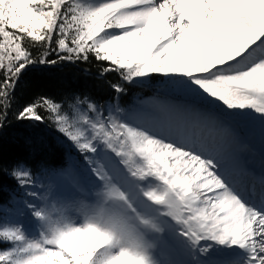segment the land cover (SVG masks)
Wrapping results in <instances>:
<instances>
[{"label": "snow or ice", "instance_id": "obj_1", "mask_svg": "<svg viewBox=\"0 0 264 264\" xmlns=\"http://www.w3.org/2000/svg\"><path fill=\"white\" fill-rule=\"evenodd\" d=\"M3 181L0 264H264V0H0Z\"/></svg>", "mask_w": 264, "mask_h": 264}, {"label": "trees", "instance_id": "obj_2", "mask_svg": "<svg viewBox=\"0 0 264 264\" xmlns=\"http://www.w3.org/2000/svg\"><path fill=\"white\" fill-rule=\"evenodd\" d=\"M27 83L30 87L44 88L52 91L53 93H60L65 89L71 87H84L86 85L84 81L79 78V74L73 73L71 68H37L26 77ZM148 86L138 88L136 92L140 97H150L153 92ZM93 94L97 98H107V93L92 88ZM132 102V94L129 97L121 98V104L128 105ZM30 130L23 128H13L8 136L6 149L9 152H21L26 148H29L28 138L32 136ZM38 153H42L48 157V163L57 164L61 162L60 152L49 146H41L40 144L31 145ZM14 182L3 181V188L0 189V203H7L9 200L10 187Z\"/></svg>", "mask_w": 264, "mask_h": 264}, {"label": "bare ground", "instance_id": "obj_3", "mask_svg": "<svg viewBox=\"0 0 264 264\" xmlns=\"http://www.w3.org/2000/svg\"><path fill=\"white\" fill-rule=\"evenodd\" d=\"M244 159L249 162V164L251 165L250 167L254 168L257 173L261 171V162L259 154L253 156L245 155Z\"/></svg>", "mask_w": 264, "mask_h": 264}, {"label": "rangeland", "instance_id": "obj_4", "mask_svg": "<svg viewBox=\"0 0 264 264\" xmlns=\"http://www.w3.org/2000/svg\"><path fill=\"white\" fill-rule=\"evenodd\" d=\"M144 87H146V86H144ZM149 88H152L151 86H148ZM152 92H154V89L152 88V89H150ZM255 144H256V152H255V154L254 155H257V154H259L260 153V144H259V140H258V138L256 139V141H255ZM245 161H246V163L249 165V166H251L250 164H249V162L245 159Z\"/></svg>", "mask_w": 264, "mask_h": 264}]
</instances>
